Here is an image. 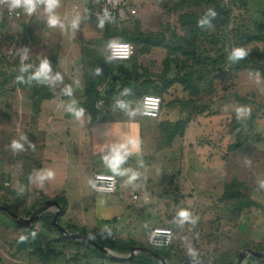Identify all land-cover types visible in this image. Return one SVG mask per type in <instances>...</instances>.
Here are the masks:
<instances>
[{"label": "rangeland", "instance_id": "374dc122", "mask_svg": "<svg viewBox=\"0 0 264 264\" xmlns=\"http://www.w3.org/2000/svg\"><path fill=\"white\" fill-rule=\"evenodd\" d=\"M70 2L65 0V6ZM134 3L135 16L117 23L115 30V41L120 40V35L133 39L127 41L135 48L132 61L109 65L103 57L106 69L108 68L105 81L102 82L100 77H97L99 68L103 69L99 65L98 70L93 73L94 80L100 82L98 92L104 94L108 90L114 91L115 95L107 107L115 110L116 119L121 125L117 124L115 117L112 118L111 110L105 117L107 121L114 120L111 124L105 121L89 128L85 117L87 143L84 154L70 153L69 150L67 155L64 154L67 161L52 168V178H47L49 171L46 167L40 173L43 172L47 177H34L32 183L40 184L39 187L45 192L54 189V193H49L50 198H53L56 192L68 190L70 204L76 216L84 217L87 221L95 217L94 223L98 226L102 224L98 218L101 215L99 203H106L113 196L100 197L93 194L92 170L96 168L104 173L115 171L106 169L112 168L106 158L119 151L124 156L120 164L128 165L126 172L124 171L126 174L123 175L126 176L127 184H118L115 196L121 197L123 204L133 189L142 193H135L140 197L147 196L150 199L145 204L141 201L132 204L130 210L134 214L122 204L121 209L110 210L106 214H115L122 218L121 221H125L128 214L132 213L135 217L133 237L137 234L145 238L151 226L171 228L174 233L171 250L153 249L163 254L168 264H183L185 258L197 260L202 264H236L238 255L246 248L264 253V79L259 74L245 72L243 68L245 61L250 64L256 61L255 56H249L252 49L264 50V43L247 42L250 36L257 35L255 24L264 23V0H135ZM66 9L69 13H49V16H45V13L42 16L48 19L50 16L57 17L58 23L55 26H50L48 21L46 26L52 27L53 31H60L56 35L49 33L47 28L44 48H36L34 41H30L33 45L30 46L29 56L33 59L34 54H39L42 60L57 57L59 70L54 69V74L58 72L57 76L60 78L66 75L69 79L68 76L72 72L81 77L85 67L84 63H80V50L74 45H79V39H85L89 30L93 33L85 42L98 36L95 30L100 33L101 30L93 19H85L83 22L86 23H83L80 30H75V16L70 13L69 6ZM42 17L38 18L41 22ZM7 22L8 28L5 31L0 28V47L3 46L0 48L1 67L11 58L13 63L17 61L21 67L32 70L30 62H20L22 37L26 34V29L22 33V27L16 26L15 21ZM41 26L42 23L35 22L34 37H39L38 29ZM77 32L80 38L75 36L74 33ZM9 34L17 36L12 54L8 52L4 39ZM52 43H55V46L51 45ZM26 45H29V41ZM235 49H243L248 56L232 59ZM103 51L102 54L105 55L107 49L104 48ZM87 57L91 61H97L96 64L101 60L96 56V51L88 52ZM260 63L264 64V59H261ZM3 68L4 66L2 70ZM174 79L183 81V86L175 83L167 87ZM60 85L64 90L60 93L61 97H57L58 102L66 99L63 94L67 91L64 81L61 80ZM146 93L158 96L163 102L159 118L156 120L138 116L139 100ZM122 97L125 98L122 100ZM102 102L95 104L96 115L100 116L99 122L104 120L103 112H108ZM56 103L55 100L49 104L50 112H57ZM121 104L124 106L121 107ZM25 110V107L22 108V118L25 112L28 123L30 115ZM58 116L61 114L57 113L54 117ZM49 117L50 115H47V118ZM81 119L83 120V117ZM167 119L175 122L187 121L188 124L182 139L177 138L170 149H163L165 139L169 132L171 133L170 126H163ZM47 121L52 123L49 119ZM49 124L44 125L43 129L49 127ZM32 125L33 123L24 124L22 119V134ZM135 126L139 131L138 136L133 131ZM39 131L37 130V133ZM74 132L77 133V130ZM59 137L63 136L60 134ZM74 139L72 143L76 141ZM130 139L135 140L138 145L132 148V151H136L131 154L134 157L130 156L129 152ZM27 140V147L36 150L35 154H27L32 159L42 155L39 152L42 136L38 134ZM81 141L85 144V140ZM238 145L240 148H232ZM69 147H72L73 151L74 145ZM104 147L110 149L103 150ZM214 157L218 159L216 164L221 166L219 170H215L217 172L199 168V162L210 163ZM181 158L192 161L199 169L191 174V178L182 177L181 180L186 181L183 185L180 184L178 176L181 173V165L177 163ZM130 165H135L138 170L134 182L131 181L130 175L135 172L131 170ZM237 183L243 184L242 188L238 187ZM224 185L229 188V192H237L235 198L240 196V188L241 191L247 189L257 205L238 211L237 206L241 202L237 199L231 203H221L219 198ZM208 186L218 189V192L212 195L211 204L201 201L202 197L197 198L195 193L190 195L189 192H182L186 188L205 191L203 189H209ZM22 189L25 190L24 185ZM22 189H12L20 198L14 199L15 202L7 200L8 205H5V202L3 205L7 206L10 212H17L20 217L27 219L29 217L26 214L37 210L40 205L38 208V203L32 206L33 209L25 208V204L29 205L37 198L34 192L36 185L28 188L31 189L30 194H22ZM5 191L8 192V189ZM240 198L242 197H239V200ZM177 200H184L185 203L176 205ZM208 205L210 209L205 208ZM177 206H181V209ZM185 206H189L187 211L190 216L189 219L182 220L179 213L184 211ZM48 212L54 214L55 209H49ZM3 216L12 222L8 215ZM59 224L64 227L61 217ZM34 229L43 244L49 240L60 239V234L55 229L44 227L42 223H36ZM82 231L86 232V229ZM88 237L92 239L95 236L93 234ZM56 243L65 245L61 249L69 251L68 255L72 256L75 262L91 264L100 258V255L95 254L94 249L83 241L74 244L63 241ZM141 243L142 247H148L143 240ZM114 255L119 256L116 253ZM258 261L246 255L242 264H260ZM141 262L140 264H151V261Z\"/></svg>", "mask_w": 264, "mask_h": 264}, {"label": "crops", "instance_id": "0c3cea01", "mask_svg": "<svg viewBox=\"0 0 264 264\" xmlns=\"http://www.w3.org/2000/svg\"><path fill=\"white\" fill-rule=\"evenodd\" d=\"M7 1H11V0H7ZM64 1L65 0H58V5L54 7L51 10V12H49L47 11V5L44 2V0H34L36 8L38 9V11H40L39 16L30 18L29 20H24V19L12 20V21H15L16 26L22 27V33H23V30L26 29V31L24 32H26L27 37L29 39V45H26V57H27V61L30 62L31 64L30 68L37 73V71L39 70L40 64L46 60L48 61L50 65V72L48 73L47 79L38 78L41 81V83L43 82L45 84V88H43V90L41 88L39 93H33V91L31 90H22V89H19V87H17L16 85L17 68L15 65V62L13 63L12 61H10L11 58L8 59L7 63L5 62L6 64L2 65V67L4 66L3 68L4 70H2V67L0 64V71H2L0 72V80H1L0 82V205L4 206L3 205L4 202H5V205H8L7 200L9 202H12V201L15 202L16 200L14 199L20 198V196L17 195V193L14 192L12 189H22V185H24L25 190L22 189V194H25V193L27 194V192L30 194L31 189H28V188L36 185V190H34V192L36 193L37 198L36 199L34 198L33 203L31 201L29 205L25 204V208L33 209L32 206L37 203L38 204L36 205V207L38 208L42 198H47V200L54 201L56 197L57 198L59 197L63 199V202L66 205L65 214L63 216L62 215L60 216L61 220L63 221L64 226L76 227L77 229H79L78 232H81L85 234L86 236H90V235L92 236L95 231H99L101 233L111 235L112 238L115 240L133 241L139 245H142L141 242L143 240V242H145L144 244L148 246L149 230L153 226L148 228L145 238L143 236L141 237L137 236V234H134L136 236L133 237V234H132L133 226H134L133 220L135 217L134 215H132V213L134 214V212L130 210L132 206V203L130 201V196L135 193L142 194L141 192L137 190H133V189L130 190L123 204L121 203L122 198L115 196V195H112L113 197H111L110 201H106V203H99V209H100L101 215L98 218L102 224H99L98 225L99 227H98L94 223V219L96 220L95 217H92L93 220L87 221L84 219V217L76 216V214L74 213V209L71 207V204H70L68 190L66 192H59V193L56 192L53 198H50L49 193H54L55 192L54 189H50V191L47 190V192H45V190L39 187L40 184L32 183V180L34 179V177H39V178H44V179L47 177L46 175H44L43 172L42 174L40 173L41 171L46 169V167L49 172H52V168H54V166L60 165L61 162L65 163L67 161L65 159V155L69 153V150H70V153L75 152V154H84L85 149H86L85 148L86 143H87V138H86L87 135L85 134L86 126H84L85 117L87 118L89 128H93L95 125H97V123H103L105 121L108 124H111V122L113 123L114 120L110 119V121H107V119L105 118L109 115V110H111L112 112V118L113 117H115V119L117 118L115 110L113 109L114 110L113 111L110 107H107V104H110V101L109 102L103 101V104L105 108L108 109V112H105V114L103 113L104 120L102 122H99L98 120V118L100 117L99 115L97 119L93 122L90 121L89 115L86 113L85 114L83 113L82 116L77 118L73 112L69 111V109L77 108V110H79L78 107H80L85 102V91H86L87 86L85 84L83 72H82L81 77H77L76 76L77 73L72 72L68 76L69 79L65 77L66 75H64L60 79H56L58 72L54 74L53 70L54 69L59 70L58 68L59 61L57 60V57L55 58L54 56V57H50L48 59L42 60L40 59L39 54H36V55L34 54L33 59L30 58L29 56L30 46L33 45L32 42L30 41L32 40L34 41V43L37 46L36 48H44L43 46L46 45L44 41V36L48 35L47 34L48 29H49V33H53L56 35L59 34L60 30L53 31V29H51L52 27L46 26V22L49 19L46 18L45 16H49V13L54 14V15L59 12L63 13V11L66 13L68 12L66 8H68L69 6L70 13L74 14L75 16L74 18L75 20L73 23L75 24V27H76L75 30H77L78 28V31H79L83 23H86L83 21H85L84 17L87 14L88 10L90 8L97 7L98 2H99V0H70L71 2L69 3V5L65 6ZM75 1H79L80 3L78 11H73V4ZM45 13L46 15L42 17ZM39 17L43 18L42 22L38 19ZM7 21H9V19L3 16H0V23H1L0 28H3L4 31L8 28V26L6 27V23H8ZM35 22L37 24L42 23V26L38 29V32L40 34L38 38L40 40L36 36L35 37L33 36V31L34 33L36 32L34 30ZM94 23L97 24V27L99 28V30H101V33L95 30L94 32H96L98 36L88 39L87 42H85L86 38L89 37L93 32H90L89 30L87 33V37L85 39H81L79 37L78 32L74 33L75 36L77 35V37L80 38L79 45L77 46L74 45L75 48L77 47L78 50H80V54H79L80 59L83 56V53L88 54V52L91 53V51L99 52L100 50L103 49V42H102L103 32H104L103 28L96 21ZM51 45L55 46V43H52ZM0 48H3V46H1ZM105 48L107 49V46ZM103 57L105 60V55H103ZM57 61H58V64H57ZM80 63L82 64V61ZM61 80L66 83L65 86L67 87V91L65 90L63 94V96H66V99L61 100V102H58L59 100L57 99V97L58 98L61 97L60 93H63L62 90H64L60 88ZM40 86L41 85H38L37 87H40ZM69 89L71 90L70 94H69ZM99 93L103 95L102 92H99ZM44 94L51 96V99H48V100L42 99L43 98L42 96ZM55 100L57 101L56 103L57 112L53 113L54 111L50 112L51 106L49 104ZM25 101H27L28 103ZM24 107L26 108L25 111L29 113L30 115V118L28 119V123L24 115L25 112L23 113V118H22V108ZM57 113L61 114V116H58L56 118L54 116ZM47 115H50V117L47 118ZM82 117H83V120L81 119ZM22 119L24 120V124L26 125L33 123L32 127L28 129L31 131L30 133L27 132L28 131L27 130L25 133L22 134ZM47 119L51 120L52 123L49 124L48 122L50 121H47ZM115 121H117L118 125H121L118 119H116ZM165 121L175 122V121H170L168 119ZM46 124H49V127H47L46 129H43L44 125ZM28 126L30 127L31 125H28ZM132 128L133 127H131V129ZM37 130H40V131L37 133ZM76 130H77V133L74 132ZM133 131H135L136 136H138L139 131H138L137 126H135V129ZM75 133L77 136L75 135ZM38 134L42 136V140H41L42 144L40 146L38 145L40 148L39 152L42 155L35 156L34 159H32L30 155L27 153L33 152L35 154L36 150L35 148L27 147L28 145L27 139L33 138L35 135L38 136ZM60 134L63 137H59ZM74 136L76 137L75 139H74ZM73 139L76 140L77 143L76 141L72 143ZM81 139L83 141L85 140V144L81 141ZM176 139L177 138H175L166 149H170ZM13 141L20 144L21 148L13 149L12 147ZM22 144H24L25 146L23 147ZM72 144L74 145L73 151H72V147H69ZM130 145H131L130 146L131 151H129L130 156L134 157V155H131V154L135 153L136 151H132L133 145L132 144ZM136 147H138L137 143H136ZM107 149H110V147H104L103 150H107ZM22 159H24L23 165H22ZM217 161L218 159L214 157L213 162L209 163V162L201 161L198 163V166L200 169L202 168L205 171L219 170L221 166L219 164H216L218 163ZM177 163L181 165L180 166L181 168H179L180 169L179 172L181 173L180 175H178L180 176L181 185H183V183H186V181L181 180L182 177L185 176V178L187 177L191 178L192 177L191 174L199 170L198 166L193 165V162L192 161L189 162L188 159L186 158H181L179 161H177ZM213 163H215L217 166H215ZM225 165H226V162H225ZM127 166H128L127 164H124V166L120 164L118 166V169H116L115 171H112L113 168H106L112 171L111 173H106V174L114 175L118 180V184L126 186L127 184V180L125 178L126 176H123V175L126 174L124 173V171L127 169ZM130 166H131V170L135 172L130 175L131 181L134 182L136 180V176H137L136 173L138 170L137 168L135 169V165L134 166L130 165ZM169 167H170V163H169ZM168 171H170V168H168ZM38 173L40 174L38 175ZM95 173H104V172H101L99 169L95 168L92 170V176ZM44 183L47 184L46 181H44ZM47 187L49 186L47 185ZM208 188L209 189H203L205 191H202V189H187L186 188V189H183L182 192L184 193L189 192L190 195L195 193V196H197V198L198 196L202 197L201 201L206 202L207 204H211V202H213L212 195L213 193H217L218 189H212L213 188L212 186H208ZM5 189H8V192H6ZM11 195L13 197H11ZM94 195H97V194H94ZM97 196L101 197L104 195H97ZM144 197H147V196H144ZM197 198L195 200H197ZM189 199H190V196H189ZM215 201H218V199H215ZM184 203H185L184 200L176 201V205L184 204ZM121 204L122 206H125L127 210H130L132 212L131 214L130 213L128 214V217L125 221H121L122 218L119 216H115V214H112L109 216L108 214H106V213H109L110 210L121 209L122 208ZM192 206L194 205L192 204ZM4 207L9 209L7 206H4ZM177 207L181 209V206H177ZM187 208H189V206H185L184 211H187ZM205 208L210 209L209 205L206 206ZM50 209H54V208H50ZM195 209L198 210V208H195ZM48 210L46 212H48ZM112 213H114V211ZM1 214L5 216L7 215L5 212L0 211V264H43V263L38 262L36 257L32 256L27 248L21 247V239L24 236V232L22 231V229L16 228L15 223L11 219L10 220L12 222L7 220ZM195 216H197L196 211H195ZM179 218L181 217L179 216ZM85 229H86V232L82 231ZM136 233H137V230H136ZM49 242L51 243L50 249L58 255L57 260L53 264H82L81 262L73 261L72 256L68 255L70 253L69 251H64L61 249L62 247L64 248L65 245L63 244L59 245L58 243H56L58 242V238H56L55 241L49 240ZM71 244H74V243H71ZM95 254H98V253H95ZM137 254L139 253H136L135 256ZM119 256L120 258H127L129 254L126 255L127 257H123L121 255ZM100 258L96 259L91 264H122L123 262H126L122 260L120 261L117 260V262H112L109 260L111 259L109 257H107L109 259L102 258L101 256ZM86 262L88 263V261ZM45 264H52V263H45Z\"/></svg>", "mask_w": 264, "mask_h": 264}, {"label": "trees", "instance_id": "16d2710c", "mask_svg": "<svg viewBox=\"0 0 264 264\" xmlns=\"http://www.w3.org/2000/svg\"><path fill=\"white\" fill-rule=\"evenodd\" d=\"M93 20H95L100 26H101V22H103L102 28H103L104 32H103L102 42H103V49H104L107 45H109L110 41L111 42H112V40L115 41V38H116L115 37V30L117 27L116 26L117 23L115 21H110V22L106 23L104 21H100V20H96V19H93ZM255 29H256L257 35L250 36L247 39V42L248 43H252V42L264 43V24L263 23L262 24L261 23L255 24ZM120 36H121V38L119 37L120 40H116V41L127 42V41L133 40L131 38H128L126 35H120ZM28 41H29V39L27 37V34H24V36L22 37V44L26 46V43ZM127 43H129V42H127ZM103 49L100 50L99 52H96V56L101 59L98 64H96L97 61H91L89 59V57H87V53H85V54L83 53V56H82V63H84V66L86 67V69L84 67L83 75H84V80H85V84H86L87 88L85 91V102L80 107H78V109H83V113L84 114L86 113L89 115V119L91 122H93L97 119L96 108H95L96 102H99V101L109 102V101H111L112 97L115 95L113 90H108L103 95H101L97 91V88H98L100 82L95 81L94 77H93V75H94L93 73L96 71L97 66L99 65L103 69H100V68H99V70L97 69L99 71V75L97 77H100V81H102V82L105 81L108 68L106 69V65H105L104 60H103V55H104V54H102L104 52ZM184 53H186V52H184ZM247 56H248V53H247ZM249 56L250 57L255 56L256 61H254V63H251V64L248 63V61H245L243 63V68H244L245 72L259 74L264 79V64L260 63V60L264 59V50L260 51L258 48H254V49H252L251 53H249ZM130 61H132V59L127 61V62L110 63V64H124V63H129ZM15 65L17 68V78L18 77L20 78V80L17 79V81H16V85H17V87H19V89L31 90V91H33V93H39L41 88H42V90H43V88H45V84L43 82L41 83V81L38 78H35V74H36L35 71L28 70L24 67H21L17 61L15 62ZM21 68H24L25 70L21 71ZM175 83H178L181 86H183L184 82L180 81L178 79H174L169 84H167V83L166 84H167V87H169ZM38 85H41V86L37 87ZM165 92H167V88H166ZM144 95H152V94L146 93ZM153 96H156V95H153ZM42 97H43L42 99H44V100L51 99V96L45 95V94ZM124 98L125 97H122L121 99L123 100ZM162 106H163V102H162L161 107ZM125 109H126V107H125ZM76 110H77V108H76ZM187 124H188L187 121H181V120L177 121V122H166V121L164 122L163 126L164 127L166 125L170 126L171 133L169 132L167 138L165 139L166 143H165V145L162 146L163 149L167 148L175 138L183 137ZM232 148L238 149V148H240V146L238 145L236 148L235 147H232ZM232 148H230V149H232ZM237 184H238V187H240L241 185L243 186V184H240V183H237ZM242 186H241V188H242ZM223 188L224 189H223V191L220 195V198H219V201L221 203H231V202H233V200L237 199L238 201L241 202L240 205L237 206V207H239L238 211H240L244 208H248L250 206H256L257 205L256 202L249 195L250 191H248L247 189H243L241 191V188H240V191H241V192L239 191L240 196L235 198L237 196V194H236L237 192L236 193L229 192L228 191L229 188H227L225 185ZM239 197H242V198H240V200H239ZM46 200H47V198H42L40 205H42V203L45 202ZM54 201H56L60 204V206L63 210V213H62V216H63L65 214V211H66V205L63 202V199L56 197L54 199ZM35 211L29 212L26 215L28 217H30ZM12 213H15L16 215H18L17 212H12ZM53 215L54 214H52V213L50 214L49 212H44L43 214H41V216L35 222H33L31 224V226L28 229L20 228L19 226H17L15 224L16 228L22 229V231L24 232V236L21 239V247L27 248L29 250L30 254L32 256H35L37 261L40 263H43V264H45V263H52L53 264L57 260L58 255L50 249V246H51L50 242H48L46 244H43L41 242V238L38 235V233L35 231L34 225L36 223H42L44 227L48 226L54 230V228L51 224V220H52ZM59 218H60V216L57 219L58 224H59ZM63 228L70 234L78 232V229L76 227L64 226ZM94 236L95 237H93L92 239L100 247L106 248V249L112 251L113 253H116V254L122 255V256L128 255L131 247H142L141 245L136 244L133 241L115 240L112 238L111 235L104 234V233H101L99 231H95ZM58 241H63L66 243H75V241L65 239L61 235H60V239L58 238ZM147 248H149L153 253L158 254L160 257H162L164 259L163 254H160L158 252L153 251V249L150 247H147ZM171 248L168 250H171ZM94 251L96 253H98L102 258L109 259V258L105 257L103 253H101L95 249H94ZM252 251L256 252L255 250H252ZM256 253H258V252H256ZM236 257H237V255H236ZM109 260L112 262H117L116 260H113V259H109ZM142 260L151 261V264H162L159 261H157L156 259H154L151 255H148L146 253H139L138 255L134 256L132 260L123 262L122 264H140V263H142L141 262ZM257 260H259V259H257ZM258 262L260 264H264V260H259Z\"/></svg>", "mask_w": 264, "mask_h": 264}, {"label": "built area", "instance_id": "2783aa9c", "mask_svg": "<svg viewBox=\"0 0 264 264\" xmlns=\"http://www.w3.org/2000/svg\"><path fill=\"white\" fill-rule=\"evenodd\" d=\"M135 0H99L97 7L90 8L84 17V20L96 19L104 22L115 21L119 23L132 18L136 14L134 8ZM46 6V5H45ZM80 6L79 1H75L73 4V11H78ZM107 14V15H106ZM0 16H3L9 20H29L39 16L38 9L34 7V11L29 14L23 4L21 6L13 8L11 1L0 0ZM8 45V52L12 54V49L17 41V36L12 34L7 35L4 38ZM128 45L129 56L125 58L113 56V50L111 45ZM20 62L21 64L27 61L26 46L21 48ZM135 54V48L132 44L127 42L112 41L109 43L107 53L105 54V61L107 63H122L127 62L133 58ZM103 103V102H102ZM102 103H99L101 105ZM162 101L159 97L153 95H143L138 103V115L143 119L156 120L159 118L161 111ZM105 114V111L103 112ZM118 190V180L112 174L95 173L92 176V191L97 195L112 196L115 195ZM132 204L148 203V197H140L137 194L130 196ZM174 233L171 228L168 227H153L149 230L148 247L152 249L168 250L172 247Z\"/></svg>", "mask_w": 264, "mask_h": 264}, {"label": "water", "instance_id": "95a60500", "mask_svg": "<svg viewBox=\"0 0 264 264\" xmlns=\"http://www.w3.org/2000/svg\"><path fill=\"white\" fill-rule=\"evenodd\" d=\"M50 208H54L55 209V213L52 217L51 220V224L53 226L54 229H56V231L63 236L65 239H69L72 241H83L85 243H87L89 246H91L93 249L103 253L105 256L114 259V260H122V261H130L133 259V257L135 256L136 253H146L148 255H151L154 259H156L157 261H159L162 264H168L162 257H160L158 254L153 253L149 248L147 247H131L130 251H129V256L127 258H120L115 256L112 251L100 247L93 239H91L90 237L86 236L85 234L81 233V232H76L73 234L68 233L60 224H58L57 219L59 216L62 215L63 210L60 206V204L56 201H51V200H47L45 202H43V204L27 219L22 218L18 215H16L15 213L10 212L6 207L1 206L0 205V211L5 212L10 219L20 228L23 229H28L31 224L33 222H35L40 216L41 214H43L44 212H46L48 209ZM246 255L252 256L255 259H259V260H264V253H256L250 249H244L239 255H238V260L236 262V264H242L244 258L246 257ZM183 264H202L197 260L194 259H190V258H185Z\"/></svg>", "mask_w": 264, "mask_h": 264}, {"label": "clouds", "instance_id": "9594fccd", "mask_svg": "<svg viewBox=\"0 0 264 264\" xmlns=\"http://www.w3.org/2000/svg\"><path fill=\"white\" fill-rule=\"evenodd\" d=\"M44 2L46 3L47 11L49 12H51V10L58 5V0H44ZM11 3H12L13 8L19 7L21 6V4H23L29 14H31L34 11V7H35L34 0H11ZM48 23L50 26H55L58 23V18L55 16H50ZM73 26H75V24ZM102 26H103V22H101V27ZM111 47L113 50V56L115 57L118 56V57L126 59L130 54L128 45L112 44ZM246 55L247 53L243 49H235L233 51L232 59L234 60L243 59ZM24 70H25L24 68H21V71H24ZM49 72H50V65L48 61L45 60L40 64L39 70L35 74V78L47 79ZM17 79L20 80L19 77ZM56 79H60V77L57 76ZM70 93H71V90L69 89V94ZM120 106L123 107L124 105L121 104ZM69 111L73 112L77 118L83 115V109L76 110V109L70 108ZM129 143H131L133 147L136 146L135 140L130 139ZM12 147L13 149H20L21 145L13 141ZM123 159H124V156L119 151H115L111 157L106 158L107 162L110 164V166L114 170L118 169V166L123 161ZM47 176L48 178H52L54 174L52 172H49ZM179 216L182 218V220H187L189 219L190 213L188 211H181L179 213ZM190 254H194V253H190Z\"/></svg>", "mask_w": 264, "mask_h": 264}]
</instances>
